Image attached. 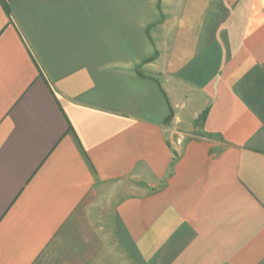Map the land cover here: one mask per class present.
Here are the masks:
<instances>
[{
	"label": "crops",
	"instance_id": "0c3cea01",
	"mask_svg": "<svg viewBox=\"0 0 264 264\" xmlns=\"http://www.w3.org/2000/svg\"><path fill=\"white\" fill-rule=\"evenodd\" d=\"M0 264H264V0H0Z\"/></svg>",
	"mask_w": 264,
	"mask_h": 264
},
{
	"label": "rangeland",
	"instance_id": "374dc122",
	"mask_svg": "<svg viewBox=\"0 0 264 264\" xmlns=\"http://www.w3.org/2000/svg\"><path fill=\"white\" fill-rule=\"evenodd\" d=\"M174 130V129H173ZM174 131H176V132H181V130L180 129H175ZM183 131V130H182ZM179 134H177V133H174V136H178Z\"/></svg>",
	"mask_w": 264,
	"mask_h": 264
},
{
	"label": "trees",
	"instance_id": "16d2710c",
	"mask_svg": "<svg viewBox=\"0 0 264 264\" xmlns=\"http://www.w3.org/2000/svg\"><path fill=\"white\" fill-rule=\"evenodd\" d=\"M205 117V112H203L200 116V119H203Z\"/></svg>",
	"mask_w": 264,
	"mask_h": 264
}]
</instances>
